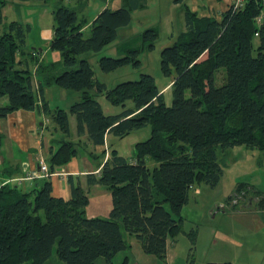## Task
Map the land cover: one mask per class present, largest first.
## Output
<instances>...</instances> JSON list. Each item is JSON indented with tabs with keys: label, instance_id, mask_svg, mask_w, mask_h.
Listing matches in <instances>:
<instances>
[{
	"label": "trees",
	"instance_id": "1",
	"mask_svg": "<svg viewBox=\"0 0 264 264\" xmlns=\"http://www.w3.org/2000/svg\"><path fill=\"white\" fill-rule=\"evenodd\" d=\"M56 3L48 47L60 58L39 61L31 48L24 49L30 25L4 22L1 11L7 0H0V100L6 98L0 104V117L35 110L49 115L57 129L69 136L70 113L76 135H86L93 146L104 144L107 134L124 138L146 126L149 136L134 144L132 160L111 150L99 173L86 175L88 186L98 184L109 191L108 219L84 215L87 191L71 175L67 176L69 199L54 196L48 180L26 191L14 184L0 185V264H43L54 246L64 264H95L99 258L113 264V257L130 247L122 229L137 239L144 254L165 262L167 240L182 232L180 214L190 190L200 184L214 187L220 181L225 167L220 155L236 146L264 152V20L256 21L264 0H244L241 6L234 2L219 19L198 17L185 7V29L160 52L161 72L172 77L170 105L150 74L107 88L82 57L101 51L117 38L119 29L129 25L127 7L102 9L85 34L86 22L79 20L76 11L64 0ZM139 36L153 48L155 29ZM132 43L124 39L117 46L118 52L125 53L122 57H99L100 70L109 73L140 65L139 49ZM30 64L35 65L36 90ZM221 68L224 81L216 86L215 73ZM53 85L79 92L80 99L68 112L50 110L43 92ZM99 95L120 111L105 113ZM78 144L58 141L47 158L49 171L71 161ZM149 162H154L152 167ZM255 195L260 196L257 209L264 210V193ZM189 235L194 243L193 232ZM119 264H128L127 258Z\"/></svg>",
	"mask_w": 264,
	"mask_h": 264
},
{
	"label": "rangeland",
	"instance_id": "2",
	"mask_svg": "<svg viewBox=\"0 0 264 264\" xmlns=\"http://www.w3.org/2000/svg\"><path fill=\"white\" fill-rule=\"evenodd\" d=\"M99 1V0H98ZM174 0H146L143 7L131 12V20L128 26L119 29L117 38L107 44L99 52L85 53L86 58L94 72L95 77L112 88L116 84L137 80L141 74L146 73L154 77L159 90L164 88L172 77L164 76L160 69V52L164 47L172 45L176 41V35L184 30L183 9L172 5ZM8 6L2 8L1 18L4 22L17 20L31 25V32L26 37L24 49L38 47L35 36L38 30L48 24L49 16L46 9L51 5H57L56 0L41 2L38 0H7ZM10 4V5H9ZM74 4H67L73 6ZM110 5V4H109ZM111 9L115 7L111 1ZM53 19V16H52ZM170 19L171 21H167ZM51 20V19H50ZM0 26V33H1ZM153 28L157 31V38L153 41V48H149V40L144 41L139 36L144 30ZM88 31V30H87ZM85 31V34H87ZM132 41V46L139 49L138 59L140 65L122 66L109 73L103 72L98 66V58L101 56L122 57L125 53L118 52L117 46L124 40ZM256 45L257 40H254ZM24 59V57H22ZM33 66V65H32ZM35 67V65H34ZM223 68L215 73V85L220 86L224 79ZM52 91L47 97L50 110L61 108L69 111L72 103L80 99L79 92L62 89L53 85ZM164 100L170 105L172 100L171 90L164 89ZM101 103L105 113H116L119 107L109 104L103 95L96 97ZM6 98L0 100L1 103ZM71 114L69 113V116ZM56 136V134H54ZM149 136V126L133 130L125 138L111 137V144L124 157L133 154L134 144L145 140ZM79 152L83 150L81 145ZM235 148V147H233ZM233 148H228L221 154L225 161L224 173L216 186L210 187L200 184L189 192L188 202L181 209L182 232L175 240L167 242V257L163 262L155 256L144 254L140 244L133 235L127 234L123 229L125 240L132 242V250L120 251L112 259L113 264H119L124 256H129V264H205L206 262H231L237 264L234 259L242 261L240 264H262L264 254V212L258 210L260 196L255 192L264 193V152L257 149L242 147L236 156ZM154 162H149L152 167ZM240 186V189L239 188ZM199 190L196 191V190ZM106 196H90L91 203L86 206V217L109 218L106 207L110 203V194ZM247 209H251L252 216ZM110 211V210H109ZM244 212L248 213L243 214ZM194 234V243L191 242L190 233ZM131 236V237H129ZM241 243V246L238 244ZM43 264H64L56 255L55 246L51 256ZM95 264H104V259L99 258Z\"/></svg>",
	"mask_w": 264,
	"mask_h": 264
},
{
	"label": "crops",
	"instance_id": "3",
	"mask_svg": "<svg viewBox=\"0 0 264 264\" xmlns=\"http://www.w3.org/2000/svg\"><path fill=\"white\" fill-rule=\"evenodd\" d=\"M111 1L112 0H64V4L67 6V4L69 3H75V5H73L72 7H67L72 8L76 11L79 20H83L86 22L85 26L83 27V31L85 32L89 30V25L91 24L92 20L102 9H111V7H109L111 6ZM174 1L175 3L172 5V8L174 6H179L184 11L185 7L187 6L189 7L190 11L194 12L198 17H213L216 19H219L221 17V14L227 9V7L235 2V0ZM143 3H146V0H113V5L115 7L114 9L125 6L130 10V14L132 11L142 8L144 5ZM6 6H8V4H6L3 9L6 8ZM55 6L56 5H51V8H54ZM46 12L49 16V23L44 24L38 30L35 36V41L37 42L38 47H32L31 54L33 55L34 59H37L39 61H57L60 58L59 53L57 51L49 50L48 47V43L53 36L52 11L51 16L49 14V9H46ZM182 17L184 20L183 13ZM259 17L261 18L262 22L264 20V8L262 9ZM167 21L171 20L167 19ZM182 31H180L178 34H180ZM30 32L28 34H30ZM178 34L176 35V38ZM30 69L32 72V85L36 90L38 80L34 72L35 67L30 64ZM171 80L164 85V88L161 89V91L167 88L170 89ZM52 91H55L54 86H48L44 89L43 92L44 99L47 101L48 105L49 101L47 96ZM0 104L2 103L0 102ZM68 120L70 132L69 136H66L57 129L50 116L42 112L38 113L35 110L21 109L9 113L4 118L0 117V185H4L7 183L14 184L17 185L20 189L26 191L37 189L43 184L44 180H48L51 183L52 194L54 196L69 199L71 197V187L67 180V176L71 175L73 177V180L80 181L82 188L87 191V196L89 198L88 204L91 203V195H93L94 197H97L99 195L107 197L106 193H110L104 186L98 184L88 186L86 184V175L98 174L101 164L109 157L111 150H116V152L119 154V151L116 149L117 147H114V145L111 144V137L113 135L107 134L105 136L104 144L93 146L88 141L86 135H82L80 137L76 135L74 116H68ZM54 134H56V136H54ZM61 139H70L74 142L79 141L78 146L80 147L82 145L83 150L79 152V148L77 146V155L65 165L57 167L49 177H46L44 179H22V177L25 176L26 172L34 170L39 165L40 161L46 162V164L48 165L47 158L50 154V150H55L58 147V141H60ZM241 149H243L241 148V146H236L235 148H233L236 156L240 151H243ZM132 158V155H130L127 159L132 160ZM197 191L199 192L198 189ZM110 208L111 198L110 203H108L106 207L108 212ZM85 209L86 207L84 208V215L86 216ZM247 211H249L252 216L254 215V213L250 212L252 211L251 209H247ZM243 214L249 215L246 212H244ZM169 240L170 239H168L167 242H169ZM127 243L130 245V247L125 249L124 251L132 250V242L128 241ZM238 244L241 246V243L238 242ZM124 257L127 258L129 264V256L126 255ZM151 257L152 259L154 258L153 256ZM234 260V262H236L237 264H240L242 262L237 258ZM262 261V264H264V254Z\"/></svg>",
	"mask_w": 264,
	"mask_h": 264
},
{
	"label": "built area",
	"instance_id": "4",
	"mask_svg": "<svg viewBox=\"0 0 264 264\" xmlns=\"http://www.w3.org/2000/svg\"><path fill=\"white\" fill-rule=\"evenodd\" d=\"M244 0H235L236 6H241ZM257 23L261 22V18H256ZM52 173L49 171L48 165L46 162L40 161L39 165L32 171H27L25 176L22 179H31V178H46L49 177Z\"/></svg>",
	"mask_w": 264,
	"mask_h": 264
},
{
	"label": "bare ground",
	"instance_id": "5",
	"mask_svg": "<svg viewBox=\"0 0 264 264\" xmlns=\"http://www.w3.org/2000/svg\"><path fill=\"white\" fill-rule=\"evenodd\" d=\"M44 179V178H43Z\"/></svg>",
	"mask_w": 264,
	"mask_h": 264
}]
</instances>
